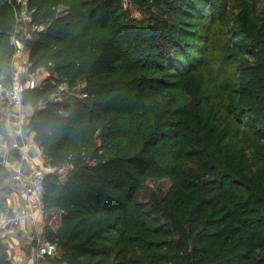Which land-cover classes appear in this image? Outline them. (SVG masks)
Returning <instances> with one entry per match:
<instances>
[{
	"label": "trees",
	"instance_id": "1",
	"mask_svg": "<svg viewBox=\"0 0 264 264\" xmlns=\"http://www.w3.org/2000/svg\"><path fill=\"white\" fill-rule=\"evenodd\" d=\"M135 1L150 12L146 18L129 15L121 0H27L26 22L16 17V0H0V81L13 80L11 35L24 41V23L43 25L25 47L29 70L51 73L23 94V104L34 106L26 126L50 164L71 165L62 180L53 174L45 180L43 208L60 217L45 230L57 251L43 257L58 264H264V148L258 146L264 134L244 119L245 113L264 117V26L249 30L232 10L257 14V0ZM252 54L253 70L239 68V56ZM242 75L257 82L243 86ZM61 81L71 88L63 100L46 97ZM41 96L45 102L37 106ZM132 103L141 109L139 121L128 118ZM166 137L176 142L171 164L151 165L165 147L149 139ZM153 171L183 193L196 190L192 226L160 208L152 226L139 220L135 204L122 203L129 187ZM8 177L0 164V213L8 208ZM113 209L123 229L142 232L131 240L140 254L123 245L121 257H109L111 245L97 244L94 217ZM0 264H11L2 238Z\"/></svg>",
	"mask_w": 264,
	"mask_h": 264
},
{
	"label": "rangeland",
	"instance_id": "2",
	"mask_svg": "<svg viewBox=\"0 0 264 264\" xmlns=\"http://www.w3.org/2000/svg\"><path fill=\"white\" fill-rule=\"evenodd\" d=\"M123 4V8L129 15L135 17V18H146L150 12L146 11L144 8H140L138 6V3H136L135 0H121ZM180 3V2H179ZM178 3V4H179ZM257 6L258 8L264 9V0H257ZM233 12L234 13H239L238 16L242 18L246 26L249 28V30L252 31H259L263 26H264V12L261 13L260 10L257 12V14L252 15L250 12H245V13H240L242 9H239L238 7H233ZM153 11V9H151ZM180 18L184 20L185 22H189L193 20V17L180 13ZM33 24L32 26H26V23L23 24V29H22V35H27L30 34V32L36 28L37 26L40 28L41 24L38 23ZM249 42H252V38L249 39ZM251 44V43H250ZM256 50V48H255ZM28 57V49L26 47H21L19 54L17 57L13 58V63H14V70L17 66L20 65L21 61L23 60L22 58ZM191 59V56H190ZM258 63V58L255 57L253 54L252 56L250 55H241L239 56V68L246 69L248 71L253 70V66ZM38 84L42 82V79L50 74L51 72L48 70L47 67H39L34 69ZM19 76L21 78L24 77V73H20ZM241 82L243 86L247 83L249 86V83L253 84V81L255 80V77L253 75H242ZM247 79L249 82H247ZM234 79H232V82ZM257 82V81H254ZM81 83H77L76 88L80 87ZM237 82L234 83L235 86H237ZM253 85L251 86V88ZM52 93H49L46 95V97H51ZM67 95V92L62 93L61 95V100ZM251 95V100L253 102L256 99V94L253 92H250ZM41 97H38L36 99V105L40 106L44 104L45 100ZM264 102V99H263ZM253 103V107H254ZM34 107V106H33ZM32 106L30 105H23L21 107V111L24 115L25 118H27L28 113L31 112ZM130 107L134 108L132 111L130 110ZM128 118L130 120H133L137 117L135 115H139V109L138 105L129 104L128 105ZM0 109V113H1ZM30 111V112H29ZM254 113H256L254 111ZM246 117H244L246 123L248 124H253V132L258 131L261 134H264V126L262 125L264 122V117H260L257 115H252L251 113H245ZM3 117V115H2ZM136 121H139V119H135ZM236 126V125H235ZM234 127V126H233ZM226 125L221 128L216 134L225 131L226 130ZM247 127L241 126V130H245ZM161 129V126H160ZM164 130H160L156 132V138L160 137L157 136V134H160ZM141 132V130L139 131ZM169 138V139H168ZM163 138L161 139H154L151 138L149 140L158 142L157 144H160L161 146H164V151L158 152L154 156V160L152 161L151 165L157 164L161 166H168L171 164L173 160V155H174V149L176 148V142L173 143L170 137ZM167 144V145H166ZM258 146H261L264 148V138H261L260 143ZM160 148V149H162ZM254 157V156H253ZM71 168V165L69 163H64L63 165H60L59 168H57L59 171L63 172L64 175H66L67 171ZM9 178V177H8ZM1 184H4V179L0 178ZM130 180L128 179L127 182H125V186H130L129 184ZM10 185V183H9ZM196 191V190H195ZM195 191L189 192V193H183L179 190H177L172 182V180L166 176V175H160L157 176V172L153 171L149 177L148 180L144 181L143 183H140L136 186L133 184L129 187V192H127V195L124 197H121L122 203L126 202H131L135 204V207L137 212L139 213L138 218L139 220H146L150 219V223L152 226L159 221V212L161 210H166L168 211L173 217L179 218V219H188V211H189V203L193 201L197 194ZM8 198L10 197V192L7 193ZM161 209L158 211V209ZM5 211V210H4ZM2 211V212H4ZM119 217V211L116 209H113L110 214H96L94 217V221L96 226L100 228L99 234V242L97 244H109L111 245V253L109 257L114 256L116 254L117 258L121 257L122 254L120 253V249L123 245H126L130 250V255H137L140 254L139 249L132 243V239H134L137 235H141V231L135 230V226L131 225L128 228H124L121 226V221L118 220ZM57 218V215H56ZM161 218L163 216L161 215ZM160 222V221H159ZM186 225L192 226L190 222L187 220L185 222ZM47 228L51 229V226L49 224H46L44 226L43 230H47ZM42 230V231H43ZM46 234V231L42 232V235L44 237ZM29 241V239H27ZM25 246V245H24ZM36 245L32 243V250L30 252H27L28 256L25 257L24 261H29L30 259L32 260V264H58V262L55 260L53 257H43V256H37L36 255ZM23 249H26V247H23Z\"/></svg>",
	"mask_w": 264,
	"mask_h": 264
},
{
	"label": "built area",
	"instance_id": "3",
	"mask_svg": "<svg viewBox=\"0 0 264 264\" xmlns=\"http://www.w3.org/2000/svg\"><path fill=\"white\" fill-rule=\"evenodd\" d=\"M16 3L18 9L15 6L13 9L17 10L15 13L17 19L30 21L31 10L28 8L27 0H16ZM29 36L30 34L24 35V40ZM11 41L16 48L13 54L15 58L24 46L23 39L12 34ZM22 59L15 70L13 63L12 82L6 84L0 81V109L5 123V134L0 138V164L9 171L10 187L17 195V203L12 207V211L0 214V238L9 237L10 234L6 232L15 228L16 232L27 236L31 246L32 243L36 245L37 256H51L56 253L57 244L42 235L45 224L38 222L37 217L38 215L42 217L41 213L45 212L43 194L46 177L53 174L58 180H62L65 175L45 160L42 148L34 141L31 131L26 126L27 118L21 111L24 105L23 94L26 90L35 88L38 81L35 72L29 70L31 62L28 57ZM20 73H24L23 78L19 76ZM70 89L65 81H61L52 93L51 99L60 100L62 93ZM13 149L17 153L15 157L10 153ZM12 264H32V260L24 262L17 260Z\"/></svg>",
	"mask_w": 264,
	"mask_h": 264
},
{
	"label": "crops",
	"instance_id": "4",
	"mask_svg": "<svg viewBox=\"0 0 264 264\" xmlns=\"http://www.w3.org/2000/svg\"><path fill=\"white\" fill-rule=\"evenodd\" d=\"M31 135L33 133L31 132ZM10 153L12 154L13 157L16 156V150H10ZM46 160V159H45ZM11 186V183H10ZM7 202V210L4 212H1L0 214L4 215L5 213H10L12 211V207L17 203V195L14 192L13 188L11 187L10 190V197L6 199ZM11 210V211H10ZM43 215L42 217H37L38 222H42L43 224H49L51 226V229H54L58 223H59V217H60V212L54 209L51 210H45V212L41 213ZM57 215V218H56ZM9 231L6 232L9 235V237L3 238V240L7 243V250L9 252L10 258H11V264L14 261L21 260V262H24L25 257L28 256L27 252H30L32 250V246L27 240V236L20 233L16 232L15 228L13 229H8ZM6 231V230H5ZM11 231V232H10ZM25 245V246H24ZM23 247H26V249H23Z\"/></svg>",
	"mask_w": 264,
	"mask_h": 264
},
{
	"label": "water",
	"instance_id": "5",
	"mask_svg": "<svg viewBox=\"0 0 264 264\" xmlns=\"http://www.w3.org/2000/svg\"><path fill=\"white\" fill-rule=\"evenodd\" d=\"M32 40L30 38H26L24 41H23V45L26 46V47H31L32 46Z\"/></svg>",
	"mask_w": 264,
	"mask_h": 264
}]
</instances>
